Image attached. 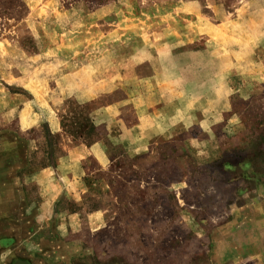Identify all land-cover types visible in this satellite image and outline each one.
I'll return each instance as SVG.
<instances>
[{"label":"rangeland","instance_id":"1","mask_svg":"<svg viewBox=\"0 0 264 264\" xmlns=\"http://www.w3.org/2000/svg\"><path fill=\"white\" fill-rule=\"evenodd\" d=\"M263 193L264 0H0V264H226Z\"/></svg>","mask_w":264,"mask_h":264},{"label":"crops","instance_id":"2","mask_svg":"<svg viewBox=\"0 0 264 264\" xmlns=\"http://www.w3.org/2000/svg\"><path fill=\"white\" fill-rule=\"evenodd\" d=\"M99 147L94 145L88 148L79 145L71 148L69 154L64 159H82L88 154L99 155ZM55 194V193H54ZM248 206H245V222L241 237L226 241L222 252L217 253L212 258L226 264H264V193L263 200L251 214Z\"/></svg>","mask_w":264,"mask_h":264}]
</instances>
